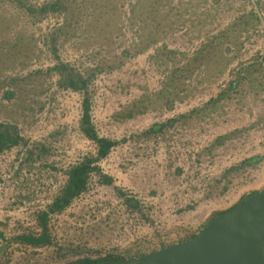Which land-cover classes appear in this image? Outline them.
<instances>
[{
	"label": "built area",
	"instance_id": "2783aa9c",
	"mask_svg": "<svg viewBox=\"0 0 264 264\" xmlns=\"http://www.w3.org/2000/svg\"><path fill=\"white\" fill-rule=\"evenodd\" d=\"M31 1L38 7L50 2ZM50 16H44V25H63V16L55 19ZM185 32L183 29L180 34ZM122 34L128 44L138 42L137 28L130 26L129 19L125 21ZM201 42H177L169 49L192 57L200 50ZM163 44L159 42L138 54H131L118 68L109 69L100 63V48H84L68 41L57 46L56 55L45 51L46 59L34 60L25 69L7 72L0 89V100L4 103L15 100L16 77H26L37 70L47 71L59 64L73 69L86 86L78 90L63 86L60 75L54 72L48 90L36 99L34 114L29 120L10 121L0 114V133L7 129L11 136L18 138L17 143H8L0 150V232L12 231L17 235L30 232L28 228L37 224V216L47 211L65 189L71 171L89 157L86 149L98 152L97 140L83 130L86 113L97 137L113 143L108 154L96 163L100 167L98 172L92 169L90 175L100 182L101 175L111 178L109 184L120 187L121 201L137 203L126 204L125 221L119 226L121 232L199 234L204 223L186 220L193 208L216 204L232 207L237 204H232L234 194L242 186L247 188L259 180L264 170L262 123L256 127L261 129L259 135L263 138L253 154H250V144L244 141L253 137L256 127L245 125L239 126L248 128L242 136L228 141V145H237L238 149H206L213 138L220 137L224 121L248 116L255 119V112L249 115L236 92L215 123L210 118L197 126L180 123L181 118L204 108L223 91L221 88L209 90L207 84L200 83L202 74L195 73L192 80H188L186 87L194 90L192 93L173 100L164 109L137 117L124 116V112L139 100L165 88L170 71L154 60ZM241 53L249 59L261 57L264 82V20L257 30L243 34ZM231 54H237L234 47ZM244 69L236 63L231 79L236 78L237 72L243 75ZM261 98L264 99V93ZM148 121L150 125L145 126ZM152 128H156L154 132ZM47 152L48 156H44ZM254 155L260 161L245 166L225 184V173ZM218 181L227 188L216 190ZM214 211L218 212L213 208L204 217L212 216ZM112 254L101 252L91 260L116 257L109 256Z\"/></svg>",
	"mask_w": 264,
	"mask_h": 264
},
{
	"label": "rangeland",
	"instance_id": "374dc122",
	"mask_svg": "<svg viewBox=\"0 0 264 264\" xmlns=\"http://www.w3.org/2000/svg\"><path fill=\"white\" fill-rule=\"evenodd\" d=\"M49 1L38 7L33 5L31 0H0V89L8 71L25 69L34 60L46 59V52L51 51L56 55L57 46L68 41L84 48H100V63L109 69L118 68L129 55L138 54L151 45L163 42V47L158 49L154 60L170 71L165 88L159 93L139 100L124 112V116L131 114L125 117H137L148 111H159L173 100L188 96L194 90L188 89L186 84L188 80H192L195 73H198L203 75L200 83L207 84L209 90L221 88L223 91L212 98L204 108L180 120L182 125L197 126L200 121L209 118L215 123L214 120L220 112L230 104V88L233 81L231 71L237 62L238 67L245 68L251 65L261 70V57L246 58L241 49L243 34L262 26L264 0ZM52 4H55V10L48 9L45 13L41 11ZM50 14L53 19L63 16V25L58 27L44 25L42 19ZM126 19H129L131 27L137 28V43L128 44V40L124 39L122 29ZM42 23L44 27L41 26ZM183 29L186 32L181 35ZM120 36L122 37L119 39ZM201 40L200 50L192 57L169 49L177 42L186 44ZM233 47L237 51L234 56L231 54ZM59 65L64 67L56 70V66L47 71L37 70L26 77H16L15 100L13 103H4L0 100V114L10 121L29 120L34 114L36 99L48 90L53 75L55 73L60 75L62 82L66 69L73 71L65 64ZM256 71L259 76V71ZM257 81L260 83L261 79ZM222 85L225 87L222 88ZM229 121L222 123L225 125L221 126L222 138H213L211 146L206 149L212 151L238 149L237 145H228V141L237 140L248 128L232 129ZM147 123L144 125H150L149 121ZM260 132L261 129L256 127L253 137L244 141L251 146L250 154L255 153L259 141L263 138L259 135ZM86 151L89 157L83 162L96 158L97 149ZM43 155L48 156V152ZM256 157L254 155L246 159ZM97 162L91 163L85 189L62 211L49 214V244L33 248L16 243L14 238L17 234L12 231L1 232L0 264H73L91 260L94 255H100L101 252L114 253L109 256L132 258L194 235H160L150 231L121 232L119 226L125 221L126 204L137 203L131 200L127 203L121 201L120 187L105 182L104 175H101V182L90 175L92 169L97 172L100 169ZM230 178L231 175L226 178L225 184ZM219 184L215 185L216 190L224 187ZM213 208L220 212L229 209L230 206L201 205L197 209L193 208L186 220L202 221L205 225L211 216L206 218L204 215ZM28 229L33 233L41 230L38 223L31 224Z\"/></svg>",
	"mask_w": 264,
	"mask_h": 264
},
{
	"label": "water",
	"instance_id": "95a60500",
	"mask_svg": "<svg viewBox=\"0 0 264 264\" xmlns=\"http://www.w3.org/2000/svg\"><path fill=\"white\" fill-rule=\"evenodd\" d=\"M77 264H264V191L214 217L193 238L137 257Z\"/></svg>",
	"mask_w": 264,
	"mask_h": 264
},
{
	"label": "trees",
	"instance_id": "16d2710c",
	"mask_svg": "<svg viewBox=\"0 0 264 264\" xmlns=\"http://www.w3.org/2000/svg\"><path fill=\"white\" fill-rule=\"evenodd\" d=\"M54 5L53 4L49 5L50 7L43 8V9H41V11L45 13L46 10L48 11V9L55 10L56 7ZM62 67H64V66H60L59 65V66L56 67V70L61 69ZM73 71L69 70V69H66L65 74L63 75V79H62L61 84L63 86L72 87L73 89H76V90L85 88L86 82L80 76H78L76 73H74ZM85 106H86V110H87L88 109L87 100H86ZM129 115H131V114H129ZM129 115L126 114L125 116H129ZM82 125H83L84 132L89 137H91L92 139H96L98 144H99V149H98L96 158L95 159H87L85 162H83L80 165L76 166L71 171L68 184L65 187V189L62 191V193L56 198L54 203L49 207V209L47 211L41 212L37 216V223H38V226L41 228L40 232H38V233L28 232V233H23V234L17 235L14 238L16 243H20V244H24V245H27V246H31L33 248H40V247H44V246L48 245L49 242H50L49 232H48V217H49V214L52 213V212L62 211L64 208H66L72 202V200L77 195L80 194V192L82 190L85 189L87 175H88L89 170L91 169V163L94 162V161H100L110 151V148L113 145V143L108 141V140H106V139H99L97 137L94 128L92 127V125L89 122V116H88L87 113L85 115V118L83 120ZM155 129L156 128H152L151 132H154ZM220 138H222V137H220ZM17 142H18V138L11 136L10 132L7 129L3 130L0 133V150L4 146H6L8 143L14 144V143H17ZM258 161H260L259 157L244 160L237 167H233L230 170H228L225 173L223 179L226 180V178L229 175H231V177L234 176L236 173H238V171H240L245 166L255 165ZM103 179H104L105 182H108V183L112 182V179L107 177V176H103ZM220 181H218V182L221 183ZM226 188L227 187L225 186L224 189H226ZM250 195H252V194H249V195L245 196L237 204H235L234 206L230 207L229 209H227L225 211L215 212L210 217L209 221L211 219H213L214 217L231 210L233 207H235L236 205L241 203L243 200L248 198ZM207 224L204 225V228L206 227ZM0 235H2L1 232H0ZM196 235H198V234L192 235L191 237H189L187 239L193 238ZM187 239H185V240H187ZM108 259H123V257H110V258L98 259V260H84V261H80V262H77V263H81V262H86V263H88V262H98V261H104V260H108ZM77 263H73V264H77Z\"/></svg>",
	"mask_w": 264,
	"mask_h": 264
},
{
	"label": "crops",
	"instance_id": "0c3cea01",
	"mask_svg": "<svg viewBox=\"0 0 264 264\" xmlns=\"http://www.w3.org/2000/svg\"><path fill=\"white\" fill-rule=\"evenodd\" d=\"M256 70L259 71V76ZM258 79H261V82L263 83L262 85L261 82L259 83L257 81ZM231 80H233L231 84L232 87L230 88L231 97L236 92L242 105H244L249 110V115L252 114V112H255L256 114V117L253 120L249 119V116L243 119L231 118L229 121L231 128L232 129L240 128L239 127L241 126L240 123H242L247 127L253 125H255L256 127L259 123H262L264 128V99L261 98V95L264 93V82L262 79L261 70L256 68L255 66L248 65L247 67H245L243 75H240V73L237 72L236 78L235 79L232 78ZM263 190H264V170L261 172L258 181L252 183L247 188L242 186L239 189V191L234 194V199L232 204L238 203L240 200H242L245 196L249 194H255Z\"/></svg>",
	"mask_w": 264,
	"mask_h": 264
}]
</instances>
